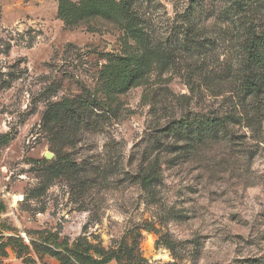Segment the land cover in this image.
I'll return each mask as SVG.
<instances>
[{"label":"rangeland","instance_id":"1","mask_svg":"<svg viewBox=\"0 0 264 264\" xmlns=\"http://www.w3.org/2000/svg\"><path fill=\"white\" fill-rule=\"evenodd\" d=\"M0 199V264H264V0H0Z\"/></svg>","mask_w":264,"mask_h":264},{"label":"trees","instance_id":"2","mask_svg":"<svg viewBox=\"0 0 264 264\" xmlns=\"http://www.w3.org/2000/svg\"><path fill=\"white\" fill-rule=\"evenodd\" d=\"M63 105L64 106H67V108H66L67 111H70L71 110V108L69 107L71 105L70 102L64 103ZM208 124H210V121H208ZM219 124L220 123L217 120H213L212 123H211V127L214 128V129H216V127ZM198 126H199V124H198ZM202 127H204V126L202 125ZM10 140H11V137L9 135L5 136L4 137V145H7L10 142ZM149 180H150V178H147V179H145L143 181V186H146V188L148 186ZM5 212H6V205L0 199V214L5 213ZM56 248H60L59 245H56ZM74 254H75L76 258H79L80 259V261H79V262H81L80 264H90L91 262L92 263H96L97 262L98 264H104V262H105V261L99 262V261L94 260L93 257L90 254L83 255L82 253H79V252H75Z\"/></svg>","mask_w":264,"mask_h":264},{"label":"bare ground","instance_id":"3","mask_svg":"<svg viewBox=\"0 0 264 264\" xmlns=\"http://www.w3.org/2000/svg\"><path fill=\"white\" fill-rule=\"evenodd\" d=\"M22 199V198H21ZM21 199H19V198H15V202L17 203L19 200H21Z\"/></svg>","mask_w":264,"mask_h":264},{"label":"water","instance_id":"4","mask_svg":"<svg viewBox=\"0 0 264 264\" xmlns=\"http://www.w3.org/2000/svg\"><path fill=\"white\" fill-rule=\"evenodd\" d=\"M49 157H52L51 155H49ZM14 201H15V198H14Z\"/></svg>","mask_w":264,"mask_h":264}]
</instances>
